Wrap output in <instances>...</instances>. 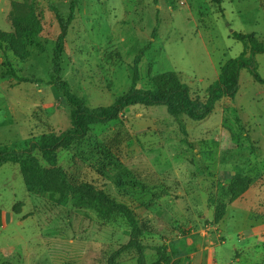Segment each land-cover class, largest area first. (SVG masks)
Instances as JSON below:
<instances>
[{
	"label": "rangeland",
	"instance_id": "obj_1",
	"mask_svg": "<svg viewBox=\"0 0 264 264\" xmlns=\"http://www.w3.org/2000/svg\"><path fill=\"white\" fill-rule=\"evenodd\" d=\"M72 3L61 77L91 108L110 106L128 90L134 58L149 41L137 87L173 72L201 101L222 65L244 51L233 32L264 44V0H0L1 32L18 39L17 18L41 30L39 47L6 57L0 51V69L7 61L18 76L0 78V148L23 149L70 128V109L54 96L50 69L60 34L51 9L66 21ZM245 53L249 59V48ZM252 61L264 80V54ZM238 82L234 100L220 101L202 122L174 120L163 108H128L120 124L96 129L91 142L59 150L58 166L71 180L129 205L143 243L165 245L181 264H264V84L248 70ZM120 132L126 137L115 148ZM32 155L46 167L38 151ZM235 173L252 184L228 205L225 188ZM130 175L148 189L143 206L139 196L119 191L118 181ZM220 206L225 210L216 222ZM128 230L123 218L104 221L94 207L72 201L60 207L48 195H30L18 165L0 166V264H104L127 243ZM145 260L152 264L156 256L147 251ZM119 264H136L134 254Z\"/></svg>",
	"mask_w": 264,
	"mask_h": 264
},
{
	"label": "trees",
	"instance_id": "obj_2",
	"mask_svg": "<svg viewBox=\"0 0 264 264\" xmlns=\"http://www.w3.org/2000/svg\"><path fill=\"white\" fill-rule=\"evenodd\" d=\"M40 1L33 0L36 5ZM213 2L220 5L222 0H213ZM260 7L264 11V3H261ZM51 11L56 16L60 34L56 39L52 56L50 85L54 96L64 98L70 109V128L58 133L43 134L23 149L0 148V166L7 163L18 165L25 189L30 195H48L60 207H64L69 201L80 207H94L104 221L114 217L123 218L129 229L128 241L112 252L104 264H119L122 257L128 253L134 254L136 264H147L145 260L147 251L153 252L156 256V261L152 264H181L180 258H174L168 254L165 245L150 247L143 243L142 227L136 213L129 205L116 202L104 191L87 181L71 180L68 174L58 166L57 152L79 149L80 146L91 142L92 138H96L94 133L96 129H106L120 124L121 112L131 107L163 108L174 120L186 118L192 122L204 121L213 113L220 101L234 100L239 90V73L242 70H248L254 81L264 84V80L256 73L252 61L255 55L264 54V44L258 41L254 34L233 32L231 38L243 45L244 51L238 58L222 65L217 80L207 90L205 101H201L192 96L188 86L182 83L179 76L173 72L152 75L149 77L146 88L137 87L139 64L152 46V41H149L134 58L131 85L128 90L118 96L110 106L91 108L82 97L71 91L68 83L61 77V57L64 53L67 27L73 19L74 3L70 5V15L66 21L58 15L55 8ZM33 16L37 18L36 15ZM14 28L18 39L13 37L12 33L0 31V51L5 57L7 53L17 54L18 48L25 50L27 47L40 46L38 44L41 32L39 28H30L19 18L14 20ZM156 36L157 28H154L150 36L151 40H154ZM247 48L250 50L249 59L244 57ZM1 67L0 78H18L9 62H3ZM20 80L27 82L24 79ZM125 137L121 132L116 134L113 141L115 148L120 146ZM34 151L40 153L46 167L32 155ZM251 184L252 179L249 176L242 173L233 174L225 188L228 205L241 199ZM118 187L120 192H126L131 198L139 196L141 203L148 192V189L131 175L122 177L118 181ZM143 203L141 206L144 205ZM224 210L225 206L217 208L216 222Z\"/></svg>",
	"mask_w": 264,
	"mask_h": 264
}]
</instances>
